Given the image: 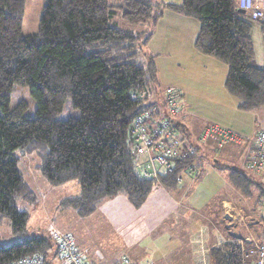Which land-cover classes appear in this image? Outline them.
<instances>
[{
  "label": "trees",
  "instance_id": "trees-1",
  "mask_svg": "<svg viewBox=\"0 0 264 264\" xmlns=\"http://www.w3.org/2000/svg\"><path fill=\"white\" fill-rule=\"evenodd\" d=\"M24 3L0 0V217L10 220L13 233L23 234L28 220L17 202L35 201L33 189L17 167L16 152L36 154L38 170L50 185L74 181L77 193L62 198L59 204L87 217L117 195L141 209L158 186L173 189L198 177L209 143L216 151L250 141L247 135L220 124L207 125L192 137L182 120L180 89H166L171 93L161 104L152 99L151 85L157 78L155 54L151 52L147 60L142 49L165 9L198 20L194 48L226 65L224 89L237 98V108L255 110L264 106V63L258 66L255 62L251 27L259 24L264 43V16L252 20L246 11L239 13L236 0H182L179 4L122 0L119 5L110 0H45L37 32L24 35ZM114 8L129 24L148 27L135 33L111 25ZM15 85L27 88L33 114H27L31 106L26 101L11 106ZM132 94H143L144 98L133 101ZM174 97L179 108L175 115L169 107ZM67 101L78 116L59 119ZM140 112L150 115V130L163 122L174 129L172 137L181 154L170 168L158 169L155 178L144 174L146 155L135 148L132 120ZM212 127L228 130L243 140L220 145L216 131L203 140L205 130ZM214 163V167H221L218 160ZM229 177L240 191L248 193L252 180L246 172L230 167ZM263 197L260 190L259 198ZM199 253L205 264L208 260L211 264L248 263L238 241ZM30 254H40L42 264H62L50 236L0 245V264Z\"/></svg>",
  "mask_w": 264,
  "mask_h": 264
},
{
  "label": "rangeland",
  "instance_id": "rangeland-1",
  "mask_svg": "<svg viewBox=\"0 0 264 264\" xmlns=\"http://www.w3.org/2000/svg\"><path fill=\"white\" fill-rule=\"evenodd\" d=\"M121 1L110 0L114 5H119ZM152 1L158 2L157 0ZM44 4L45 0H25L22 34L37 32ZM114 10L115 14L110 19L111 25L135 33L143 32L148 27L142 28L140 24H129L121 18L118 8H114ZM174 13L176 12H166L168 15H177V18H173V20L187 19L181 14ZM166 19L172 18L167 16ZM191 21L199 25L198 20L191 18ZM184 30L185 36L182 34L177 35L174 29L173 34L178 37L168 39L165 44L163 41L158 42L157 44H160L159 48L152 51L155 54L154 63L157 69V78L156 82L151 85V95L152 99L158 104H161L162 99L166 97L167 93L164 92L168 88L180 89L186 87L190 89V92L187 93L190 95L203 81L208 84L217 80L215 76H218V72L211 73L213 76L203 74L188 75L186 77L184 75L186 74L185 67L178 59L189 61L193 58L194 51L191 35L193 27L188 26ZM152 37L151 43L149 42L142 49V54L147 60L151 56V45H154L155 34ZM192 79H195V84L191 82ZM29 99L30 96L26 87L19 85L13 87L10 95L12 107L20 101H26L29 107L31 106L30 112L27 114L31 115L34 112V104L32 102L33 105H31V102H27ZM182 100L184 104L183 112H185L186 100ZM194 104L198 105L197 103ZM191 108L199 115L212 120L206 113H202L207 110L206 108L200 106H191ZM69 116H78V111L72 109L69 101H67L64 109L57 117L66 119ZM192 134L194 135L193 132ZM241 135L244 136L245 134L242 133ZM231 149L234 150V148ZM16 155L18 157L17 167L23 179L33 189L35 201H18L16 204L19 210L28 214L23 234L13 233L10 220L7 217H0V245L7 247L33 237H48L54 231H57L69 234L74 239L89 264H119L123 257L149 261L152 264H205L204 258L199 253L200 251L198 249L194 250L196 246H194L193 241L203 238V229L200 226L204 225V219L208 216V208L213 204V201H211L212 196H218L221 193L225 195L224 192L227 190L225 188L229 183L228 174L230 172V168L227 167L242 168L238 157H236L234 165L227 162L231 158H228L226 162L219 160L218 152L210 158L205 157L206 161L202 165L200 176L194 178L191 183L189 182V188L190 191H193V198L199 197L202 201H208L209 206L202 201L199 203L185 201L183 206L186 208L187 215H184L185 218L183 217V219L180 217L178 221L168 217L171 212H168L167 208L170 206L169 201H172L171 198L175 200L179 199V196L170 193L166 189H162L166 194H153L157 190L162 193L159 190L160 186L151 192L141 209H137V212L142 215L140 217L136 216V219H133L131 214L133 213L132 209L135 208L129 204L126 198L125 200L121 198L125 197L123 195L105 200L99 205L95 214L80 217L72 208L59 204L63 197L76 194L78 191L74 181L66 185L52 186L40 174L37 167L40 160L36 154L16 152ZM217 160L223 170L214 168V162H217ZM224 174H226L225 177ZM198 178L202 182L200 185ZM224 178L227 180V184ZM163 197L165 199L162 200ZM189 238H191V244L193 245L188 244ZM207 263L211 264L210 260Z\"/></svg>",
  "mask_w": 264,
  "mask_h": 264
},
{
  "label": "crops",
  "instance_id": "crops-1",
  "mask_svg": "<svg viewBox=\"0 0 264 264\" xmlns=\"http://www.w3.org/2000/svg\"><path fill=\"white\" fill-rule=\"evenodd\" d=\"M157 1L159 3L165 4H177L182 0ZM168 11L171 10L165 9L163 11L162 17L159 18L155 25L153 32V34H155V42L153 46L151 45V52L155 51L156 48H159L160 44H157L158 42L163 41V43L165 44L168 39L178 37L173 34L174 29L176 30L177 35L182 34L183 36H185L184 28H187L188 26L193 27V32H191V35L193 37V46V41L198 32L199 25H196V23L191 21V18L186 16L185 18L187 19L173 20V18H177V15H168L166 14V12ZM167 16H170L172 19H166ZM152 36L147 41L146 46L149 44V42L151 43L153 39ZM251 37L255 52V62L258 66H261L264 63V43L259 24H252ZM193 49V58L189 59V61H187L186 59H178V61L182 62L185 67L184 71L186 74L184 75L186 77L188 75L203 74L213 76V74L211 73L218 72V76H215V79L217 80L212 83L207 84L204 81L200 83L196 90L194 89L193 92L191 91L192 93L190 95L187 94L190 92V89L186 87L180 88L182 91L183 99L184 101L186 100L185 112L183 113L182 120L184 121L185 125L187 124V128L194 133L192 137L199 135L202 129L210 124L224 125L236 132L244 133L245 135H247L246 137L247 139H250V141L246 140L241 144H228L221 149H217L216 151L214 150V147L212 148V146L214 145L212 143H209L204 148V152L208 157L213 156L214 153L218 152L219 160H224L225 162L228 158H231V160L227 161L231 165L235 164V161L237 159L236 157H238V160L241 161L242 167L239 170L246 172V174L250 176L252 183L248 188V193L245 194L233 184L228 174V184L227 180L224 178L227 184V187L225 188L227 190L226 192H224L225 195H223V193L218 196L213 195L211 200L213 201V204H211L210 206L208 201H202L199 197L193 198V191H190L189 188L190 181H188V183H186L185 185L177 186L173 189H168L170 193L179 196V199L174 200L171 198L172 201H169L170 206L167 208V211L171 212V214L168 217H170V219L174 218L177 221L180 217L183 219L184 215H187L185 211L186 208L185 206H183L185 204V201L188 203H199L200 201H202L204 204L209 206L208 216L204 219V225L200 226L203 229V238L193 241L194 246L197 247H195L194 250L198 249L199 251H208L210 248L218 246L222 243L238 241V243L240 244V241H243L244 253L247 257V262L249 263L254 261L256 258L254 254L253 244L260 243L264 236V224L258 205V200L260 199V190L264 191V176L260 177L247 172L245 163L251 153L252 140L254 139L255 134L257 133V131L264 129V106L251 111L239 110L237 108V98L227 93L224 89V80L227 74L226 65L213 57L199 53L194 48V46ZM194 81L195 79L191 80L192 83H194ZM194 103H197L198 105ZM191 106H200L206 108L207 110L202 113H206L210 118H212V120L199 115L198 112L194 111L191 108ZM231 148H234V150ZM217 169L220 170V168ZM225 176L226 174H224V177ZM198 183L200 185L202 182L199 180ZM162 189L165 190V188L160 186L159 190H161L162 193H159V191L157 190V192L155 191V193L153 194L163 195L165 192ZM71 195L75 194H70L68 196ZM121 198H124L125 200L126 197ZM163 199L165 198L163 197L162 200ZM95 212H93L92 214H95ZM132 212L133 213L131 214L133 219H136V216L140 217L142 215L141 213L137 212V209H132ZM189 239L190 240L188 241V244L193 245L191 244V238ZM202 245H204L205 248L202 247Z\"/></svg>",
  "mask_w": 264,
  "mask_h": 264
},
{
  "label": "built area",
  "instance_id": "built-area-1",
  "mask_svg": "<svg viewBox=\"0 0 264 264\" xmlns=\"http://www.w3.org/2000/svg\"><path fill=\"white\" fill-rule=\"evenodd\" d=\"M238 7L246 11L252 20H258L264 16V0H236ZM168 98L171 91H166ZM139 98H144L143 94H132V100L137 101ZM169 104L170 113L175 115L178 112L175 107V97ZM171 105V106H170ZM150 115L146 112H140L135 115L132 120V131L135 134L136 150L139 153L146 155L147 169L144 174L155 178L157 170L160 168H170L173 159L181 157L180 152L176 149L177 142L172 137L174 129L167 126V122L161 123L156 130L148 128V119ZM157 125V123H156ZM216 131L220 135L219 144L223 145L230 142H240L242 137L231 133L228 130H220L216 127L207 128L203 133L205 140L211 133ZM254 147L251 150L249 157L246 160L245 168L253 174L264 173V129L257 131ZM180 181V178H177ZM258 205L261 211L264 224V197L259 199ZM51 241L54 243L56 255L62 264H86L82 253L76 245L74 239L69 234L54 231L50 235ZM252 242V241H249ZM243 241H240L241 249L244 251ZM255 260L246 264H264V236L260 243H254ZM203 252V251H202ZM123 264H151L149 261L132 262L129 258L122 260ZM5 264H42V256L40 254H30L23 256L16 261Z\"/></svg>",
  "mask_w": 264,
  "mask_h": 264
},
{
  "label": "water",
  "instance_id": "water-1",
  "mask_svg": "<svg viewBox=\"0 0 264 264\" xmlns=\"http://www.w3.org/2000/svg\"><path fill=\"white\" fill-rule=\"evenodd\" d=\"M238 12H239V13H244V10H243V9H240V8H238Z\"/></svg>",
  "mask_w": 264,
  "mask_h": 264
}]
</instances>
